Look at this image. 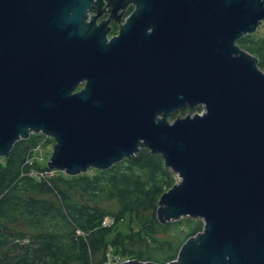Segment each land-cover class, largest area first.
<instances>
[{
    "label": "water",
    "instance_id": "95a60500",
    "mask_svg": "<svg viewBox=\"0 0 264 264\" xmlns=\"http://www.w3.org/2000/svg\"><path fill=\"white\" fill-rule=\"evenodd\" d=\"M128 1L107 0L97 23L102 0H0V158L31 132L54 139L46 164L71 175L147 147L177 177L157 220L202 227L173 259L117 264H264V69L237 42L264 0H131L121 23Z\"/></svg>",
    "mask_w": 264,
    "mask_h": 264
},
{
    "label": "trees",
    "instance_id": "16d2710c",
    "mask_svg": "<svg viewBox=\"0 0 264 264\" xmlns=\"http://www.w3.org/2000/svg\"><path fill=\"white\" fill-rule=\"evenodd\" d=\"M237 42L264 69V35ZM49 142L31 132L0 158V264H105L110 255L163 263L201 229L200 218L157 220L158 198L177 179L159 153L141 147L108 168L71 175L36 155Z\"/></svg>",
    "mask_w": 264,
    "mask_h": 264
},
{
    "label": "flooded vegetation",
    "instance_id": "af4514ba",
    "mask_svg": "<svg viewBox=\"0 0 264 264\" xmlns=\"http://www.w3.org/2000/svg\"><path fill=\"white\" fill-rule=\"evenodd\" d=\"M92 1H96V0H92ZM106 3H107V0H102V3L100 5V9H103L104 6L106 5L105 9H107V11L102 10V12L96 17L97 23H99L104 18H108L112 12L111 10H108L109 6H110V8H112V3H109V6ZM89 5H92V2H90ZM135 6H136V4L134 2H132L131 0H129L122 8L118 9L117 14H120L121 23H124L126 21L127 17L132 13ZM87 9H88V7L85 8V10H87ZM91 10H94V7H91ZM91 10H87V20H86L87 22H89L91 19L90 15L95 16L97 14V11H91ZM95 10H98V7H95ZM110 18H111V20L107 23V26L109 28L106 30V39L107 40H110L113 35L117 36L120 32L119 20L113 16H111ZM82 22H84V19ZM102 24H103V22L100 23V25H102ZM82 86H83V83H81L76 89H78Z\"/></svg>",
    "mask_w": 264,
    "mask_h": 264
},
{
    "label": "rangeland",
    "instance_id": "374dc122",
    "mask_svg": "<svg viewBox=\"0 0 264 264\" xmlns=\"http://www.w3.org/2000/svg\"><path fill=\"white\" fill-rule=\"evenodd\" d=\"M253 33H257L258 35H264V20H262L260 22V24L258 25L257 29L253 32ZM194 110V108H193ZM189 109L187 108H184L183 110L181 111H177L179 114H184L186 112H188ZM171 119V117H169ZM54 142H49L47 145H45L43 148H39L37 150L38 153H36V155L39 156V159L43 160V161H47L51 151H52V146H53ZM110 220L109 217L106 218V221L108 222ZM109 248H111V246H109ZM107 254H109L107 252ZM118 257L116 258H112V256L110 255L106 260H105V264L107 263H110V264H117L118 262L121 261V259H117ZM127 259V258H126Z\"/></svg>",
    "mask_w": 264,
    "mask_h": 264
},
{
    "label": "built area",
    "instance_id": "2783aa9c",
    "mask_svg": "<svg viewBox=\"0 0 264 264\" xmlns=\"http://www.w3.org/2000/svg\"><path fill=\"white\" fill-rule=\"evenodd\" d=\"M107 218V217H106ZM107 264H110V263H107Z\"/></svg>",
    "mask_w": 264,
    "mask_h": 264
}]
</instances>
